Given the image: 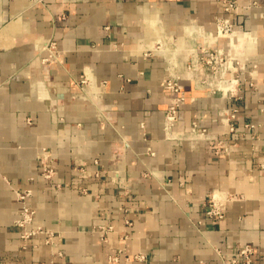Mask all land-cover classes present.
Wrapping results in <instances>:
<instances>
[{
	"label": "crops",
	"instance_id": "crops-1",
	"mask_svg": "<svg viewBox=\"0 0 264 264\" xmlns=\"http://www.w3.org/2000/svg\"><path fill=\"white\" fill-rule=\"evenodd\" d=\"M237 2L234 48L223 0H0V264H220L245 244L264 264V0ZM206 46L233 58L221 93L202 82ZM172 76L187 101L168 130ZM26 188L55 247L21 237Z\"/></svg>",
	"mask_w": 264,
	"mask_h": 264
},
{
	"label": "built area",
	"instance_id": "built-area-1",
	"mask_svg": "<svg viewBox=\"0 0 264 264\" xmlns=\"http://www.w3.org/2000/svg\"><path fill=\"white\" fill-rule=\"evenodd\" d=\"M253 4L257 5L258 2L253 1ZM223 6L226 16L220 17L216 21L217 35L221 31L225 32L226 34H230L231 32H233L234 29L241 27V25L236 24L233 21V17H235L238 14L240 9L237 0H223ZM56 47L57 44L55 41L49 42L50 56L57 57L56 54L54 55L55 52L54 50L56 49ZM201 51L202 52L205 51V53H207L206 63L208 65L220 62L221 67H219L216 78H217V82L224 80L223 72L227 68H229L230 57L225 61V57H224L225 51L223 49H217L215 50L216 52L209 53L208 50H206V48L203 47ZM234 73L233 75L235 77ZM236 80L238 82V78H236ZM204 82L206 83V81ZM165 87L171 92L172 97L170 99L168 108L166 110L165 119H164V128L171 130L178 122L180 109L186 103L187 96H186L185 87L174 76L168 78L165 81ZM217 90L220 91L219 89ZM232 92H233L232 90H229L225 95L232 94ZM237 111H238L237 109H233L231 112L228 113L229 118L227 120V125L229 126V129L231 131H233L235 128L234 124L232 123V120L235 118ZM247 126H253V125L248 124ZM205 132L206 130L204 128L202 129L197 121L193 122L192 130H191L192 134L203 135ZM47 158L48 156L46 157V155H43L41 157V162L43 163V170L41 174L45 180H50L55 176L56 170L54 166L49 165L47 163L48 162ZM58 186L61 187V184H58ZM16 196L21 209L20 217L17 219L16 225L21 230L22 239L28 241L35 236L43 235L45 243L50 245L51 247H55L57 245V241H58L57 239L61 236L60 232H56L55 230L45 228L41 225L31 227V224L34 222V218L36 214V210L33 206V201H32V196H33L32 189L26 188L23 190H16ZM225 203L226 200L220 198L217 199L214 196L209 198L205 203L207 216L217 220H222L225 217L227 211ZM127 223L131 225V222L129 220H127ZM112 229L113 227L111 225L108 226L102 225L97 228V232L99 233V237L102 243L108 242L109 232ZM254 254H255L254 246L251 244H245L237 250L235 256H232L230 258L222 256L220 264H255L253 259ZM137 257L140 259L145 258V256L142 254L137 255ZM110 259L113 262L117 261L116 256H111ZM49 264H54V263L50 262ZM200 264H206V262L200 261Z\"/></svg>",
	"mask_w": 264,
	"mask_h": 264
},
{
	"label": "rangeland",
	"instance_id": "rangeland-1",
	"mask_svg": "<svg viewBox=\"0 0 264 264\" xmlns=\"http://www.w3.org/2000/svg\"><path fill=\"white\" fill-rule=\"evenodd\" d=\"M216 34H217V32H216ZM228 44H229V42H228ZM205 48H206V50H208L209 53L216 52L215 50H217L216 48L209 47V46L208 47L206 46ZM224 57H225V61H226V59H229V57H230L227 49L225 50ZM206 58H207V53H205V51L201 52V62H202L201 65L204 67V78H203L202 82L206 81V83L205 82L204 83L206 85H208L212 90L216 91L217 93L218 92L221 93L220 91L217 90L218 89L217 84L219 82H217V78H216L219 67H221L220 62L208 65L206 63ZM238 73H239L238 71H236L234 73L236 78H238ZM209 84H212V85H209ZM216 87H217V89H216ZM230 95L231 94H229V96Z\"/></svg>",
	"mask_w": 264,
	"mask_h": 264
},
{
	"label": "bare ground",
	"instance_id": "bare-ground-1",
	"mask_svg": "<svg viewBox=\"0 0 264 264\" xmlns=\"http://www.w3.org/2000/svg\"><path fill=\"white\" fill-rule=\"evenodd\" d=\"M220 35L222 37H228L230 39V43H231V46H233L235 48V46H237L238 44H240V42L242 43L243 39L247 36V33L244 32V30H241V29H234L233 32H231L230 34H226L225 32H219ZM253 34V33H252ZM223 39V38H222ZM155 41V40H154ZM152 42V41H151ZM175 42V41H174ZM154 43V42H153ZM252 45V44H251ZM240 46V45H239ZM249 46V44H248ZM254 46V45H253ZM245 47V46H244ZM156 48V47H155ZM171 48V46H170ZM222 49V48H221ZM247 49V48H246ZM169 50V49H168ZM172 51V50H171ZM230 52V50H229ZM242 53V52H241ZM230 54V53H229ZM248 55V54H247ZM176 57L174 56V59ZM245 63V62H244ZM232 69H234V64H233V58H232V55L230 54V59H229V68H227L224 72H223V77H224V80L227 81V80H232ZM234 80V79H233ZM222 81V80H221ZM219 81V82H221ZM232 83V82H231ZM221 85V88L224 89V90H230L231 88V85L230 83H227V82H223ZM219 89V88H218Z\"/></svg>",
	"mask_w": 264,
	"mask_h": 264
}]
</instances>
